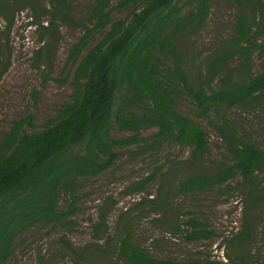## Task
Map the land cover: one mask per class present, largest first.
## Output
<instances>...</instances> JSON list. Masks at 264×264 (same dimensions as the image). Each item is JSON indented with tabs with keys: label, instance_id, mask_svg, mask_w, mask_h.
I'll return each instance as SVG.
<instances>
[{
	"label": "trees",
	"instance_id": "1",
	"mask_svg": "<svg viewBox=\"0 0 264 264\" xmlns=\"http://www.w3.org/2000/svg\"><path fill=\"white\" fill-rule=\"evenodd\" d=\"M230 1L238 9L233 35L213 50L205 68L196 64L191 73L189 65L195 60L187 42L204 26L213 0H96L83 17L74 14L68 0H0L7 49L0 79L10 65V35L22 9H30V24L42 43L37 55L49 63L61 25L83 30L69 54L76 65L72 100L38 126L31 115L13 120L0 139V263L11 257L17 235L29 227L75 231L81 180L113 168L123 148L133 149V157L156 156L168 145L189 148V155L178 162L189 170L177 184L179 194L211 191L240 177L246 214L264 203V149L239 137L220 111L222 107L248 109L264 100V0ZM125 11L126 16H118ZM255 53L261 63L253 73ZM237 72L240 79L234 78ZM179 98L193 103L194 117L176 108ZM212 111L221 118L222 124L215 128L228 151L219 164L209 163L208 133L198 121L209 119ZM114 129L123 135L113 136ZM151 129L152 133L143 134ZM163 169L165 163L133 181L124 193L148 192L158 177L166 180ZM63 196L69 197L65 207L61 206ZM149 201L156 209L164 199ZM108 210V204L101 207L99 220L93 224L94 238L107 229ZM183 224L184 238L189 241L216 235L194 213ZM250 227L247 218L231 242L247 244ZM63 241L72 249L67 239ZM117 245L126 264L235 262L158 258L125 229Z\"/></svg>",
	"mask_w": 264,
	"mask_h": 264
},
{
	"label": "rangeland",
	"instance_id": "2",
	"mask_svg": "<svg viewBox=\"0 0 264 264\" xmlns=\"http://www.w3.org/2000/svg\"><path fill=\"white\" fill-rule=\"evenodd\" d=\"M42 1L48 3L50 0ZM68 1L74 14L83 17L96 0ZM126 14L125 11L118 16ZM237 14L238 9L230 0H213L204 26L187 42L191 45V59L196 62L189 65L191 73L195 72L196 64L205 68L213 50L233 35ZM31 20L30 9H22L10 35V65L0 79V139L13 120L31 115L38 126L54 116L61 104L72 100L75 93L76 65L69 60V54L83 30L73 25H61L60 39L52 47L49 63L36 53L42 43L35 26L30 24ZM4 29V20L0 16V59L3 60L0 69L7 61ZM97 40L94 39L84 53ZM260 63L261 59L255 53L253 73L260 70ZM240 77L241 73L234 74L235 79ZM176 108L194 117V105L190 100L179 98ZM136 111L140 112L139 109ZM220 111L239 137L264 149V100L252 108L222 107ZM198 121L208 133L209 163H221L228 153L225 141L215 128L222 124L221 118L212 111L209 119ZM153 131H144L143 134ZM122 135L118 129L113 130V136ZM131 150H120V157L110 170L81 180V188L77 191L80 211L74 217L77 222L75 231L41 225L29 227L17 235L11 257L0 264H126L118 253L117 245L123 229L131 231L134 241L158 258L178 261L216 258L234 260V264H264V203L246 214V196L240 177L211 191L179 194L177 184L189 170L186 171L178 162L189 155V148L168 145L156 156L146 154L137 157L132 156ZM163 163V172L167 171L166 180L158 177L148 192L124 193L133 181L150 174ZM159 196L164 202L153 209L149 200ZM68 200L69 197L63 196L61 206L65 207ZM105 204L109 206L108 227L97 239L93 237V224L99 220L101 207ZM193 213L215 231L212 239L189 241L184 238L183 223ZM247 218L251 225V239L244 245L233 244V237L244 229ZM63 239L69 241L72 249Z\"/></svg>",
	"mask_w": 264,
	"mask_h": 264
}]
</instances>
